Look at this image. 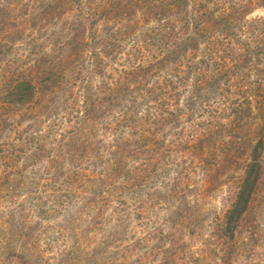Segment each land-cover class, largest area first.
I'll return each mask as SVG.
<instances>
[{
    "label": "trees",
    "instance_id": "1",
    "mask_svg": "<svg viewBox=\"0 0 264 264\" xmlns=\"http://www.w3.org/2000/svg\"><path fill=\"white\" fill-rule=\"evenodd\" d=\"M21 1L0 0V264H264V0Z\"/></svg>",
    "mask_w": 264,
    "mask_h": 264
},
{
    "label": "rangeland",
    "instance_id": "2",
    "mask_svg": "<svg viewBox=\"0 0 264 264\" xmlns=\"http://www.w3.org/2000/svg\"><path fill=\"white\" fill-rule=\"evenodd\" d=\"M39 1H41V0H22L19 4L20 5L19 9H21L23 12H26L28 9L31 8V5H37ZM250 15L251 16L252 15H264V5L257 7ZM21 126H22L21 128L27 129V123L26 122H24L23 125H21ZM44 165H45V162L41 163V168H43ZM199 182L202 184V178L201 177L199 179ZM232 188H233V186L230 183L224 184L222 188L216 190L212 194L205 195V197L203 198L204 199L203 201H205V204L208 206L211 205L213 207H218L220 205V202H222L228 198L229 194L231 193ZM34 219H37V217L35 216ZM42 224L44 225L45 221H42ZM50 236L53 237L52 234H50ZM42 244H43L42 248L43 247H45V249L49 248L50 251H47V249H46V252H51L50 254H56V252L54 251L56 247H53L50 244H48V245H45V243H42ZM60 246H62V244H60Z\"/></svg>",
    "mask_w": 264,
    "mask_h": 264
}]
</instances>
